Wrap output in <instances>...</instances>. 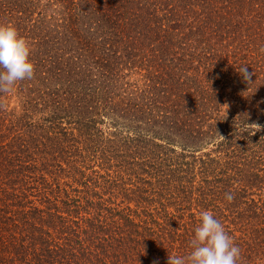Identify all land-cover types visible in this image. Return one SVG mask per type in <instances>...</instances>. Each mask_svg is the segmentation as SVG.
Returning a JSON list of instances; mask_svg holds the SVG:
<instances>
[{"label":"trees","instance_id":"obj_1","mask_svg":"<svg viewBox=\"0 0 264 264\" xmlns=\"http://www.w3.org/2000/svg\"><path fill=\"white\" fill-rule=\"evenodd\" d=\"M0 24L34 64L0 92V264H168L204 210L264 264V0H0Z\"/></svg>","mask_w":264,"mask_h":264},{"label":"clouds","instance_id":"obj_2","mask_svg":"<svg viewBox=\"0 0 264 264\" xmlns=\"http://www.w3.org/2000/svg\"><path fill=\"white\" fill-rule=\"evenodd\" d=\"M31 50L30 43L14 25L0 24V92H10L17 82L33 78L34 64L29 59ZM240 73L244 79H249L246 67L241 68ZM252 125L242 120L237 127L245 133ZM234 198V193H225L227 201L231 202ZM199 215L200 223L195 228L191 252L187 256L168 255V264H237L241 249L222 223L210 211H201Z\"/></svg>","mask_w":264,"mask_h":264}]
</instances>
